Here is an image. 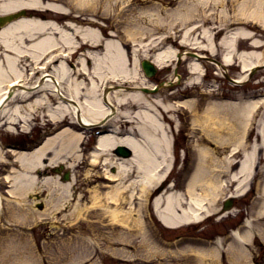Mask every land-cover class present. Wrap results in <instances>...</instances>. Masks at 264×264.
I'll return each instance as SVG.
<instances>
[{"label": "bare ground", "instance_id": "6f19581e", "mask_svg": "<svg viewBox=\"0 0 264 264\" xmlns=\"http://www.w3.org/2000/svg\"><path fill=\"white\" fill-rule=\"evenodd\" d=\"M73 1L79 7L92 10V13L99 12V5L105 6L110 3V0ZM192 2V0H185V3L181 2L174 7L173 14L180 21L176 22L172 18L164 24L171 25V28H178L165 35L163 33V35H153V32H150L158 30L157 26L147 29L139 22L133 24L134 28L130 23L127 24L123 31L126 32L129 44L132 42L133 45L125 46L122 41L114 39L113 31H107L103 24L98 23V20L91 16L85 17L86 21L89 22L86 25L72 24L69 19L61 23L63 17L68 18L73 15L70 8L62 3L52 0H0V14L16 11L23 7L37 8L40 11L46 9L43 11L46 13L43 16L40 14L21 16L0 26V97L3 93L2 98H0V126L3 122L7 123L8 127L13 130L17 127V122H21L23 126H28V115L34 111V108L39 110V107H46L48 119L52 122L59 120L66 122V118L69 117L64 127L55 133H52L55 129L51 130L50 134H52H48L33 150L15 152L19 165L26 170L27 168L30 170L35 168L45 173L47 166L42 168V164L39 162L44 152L53 151V164L56 158L61 157V154L69 153L78 145V142L82 141L83 131L75 129V121L80 126L97 124L103 120L104 116L109 115L105 114L111 109L110 102L113 101V98L122 107L128 100L137 105V108L132 112L126 107L119 111L126 116L123 124L126 125L129 121L134 122V124L127 127V131L122 135H116L112 130L105 134L100 133L97 135L94 149L89 154L96 164L105 153L111 154L112 146L117 143L127 145L132 151L128 157L118 156V160L109 159L110 156L104 157V161L109 159L107 160L109 163L115 164V172L108 171L106 168L104 174L106 178L115 180V183L108 186L105 195L108 196L110 202L117 201V205L110 207L104 204L102 206L112 220L120 223L121 230L133 227V230L139 232L138 234L142 233L140 240L143 243L141 245L136 243V253L144 250L145 253L149 254L157 243L151 236L148 221L143 219L145 215L143 207L140 208V214L131 217L129 215L131 209L121 205V199L126 198L127 195L124 193L127 190L130 191L128 196H134V199L137 197L141 206L147 200L150 191L156 192L151 200L155 215L165 226L176 228L188 222L201 220L206 215L214 214L218 196L227 193L231 186L235 188L234 191H241L239 194H242L246 185L252 183L254 176L259 171L260 158L264 154V92L258 94L255 90V93L258 94L256 96L254 93H248L245 96L225 97L221 94L219 87L207 85L200 91L201 96L198 98L190 97L181 100L176 98L175 101L170 102L158 96L149 99L139 91L121 92V88H116V83H113L135 80L140 84H148L145 76L141 75L143 73L139 68L140 57L149 58L157 67H162L161 65L171 60L170 57L173 59L176 52L178 53L177 47L170 45L176 40L175 37L179 38L177 41L179 45L187 47L190 45L191 48L195 49L191 51L193 57L187 59L186 63L188 73L186 81L190 85L201 84V76L205 69V64L201 58L204 57L205 51L207 55L219 54V63L215 71L219 75L226 73L228 65L234 68L239 67L241 72L233 81L246 79L242 73L251 66L255 64L264 65V51H259L264 45V41L256 37L255 32L248 30L255 28L260 30L259 25H262L264 33L263 6L253 7L250 10L240 8L241 15H230L223 22L217 23L215 20L214 22L217 24L212 22V26L205 27L209 21V16L201 14L202 20H197V13L194 10L197 9L195 3H198V0ZM144 11L150 18L151 13H148V10ZM160 17L162 16H159V19ZM155 18L152 20H156ZM131 27L132 30H130ZM230 27H233L232 31L220 36L219 41L216 40L221 32L227 33ZM194 33H197V37L191 41L190 38ZM138 34H141V37ZM144 34L149 35L147 36L149 40L147 43H142ZM199 37L201 39H198ZM202 41L204 43H201ZM146 44L148 45L145 46ZM79 48L83 49V52L77 56V68L70 69L63 53L73 51L74 54ZM241 48L244 49L241 50ZM138 50L143 52L139 54ZM179 52L185 54L183 53L185 51L180 50ZM70 56L72 55L70 54ZM131 58L132 60H130ZM46 60H50L52 63L49 71L42 70ZM87 60L91 62V67L86 65ZM38 67H41L42 70L40 75L46 76L43 78L42 86H35L32 81H27L28 86L16 84L12 90L14 96L10 95V99L2 101L8 82L24 76L27 70L32 76L38 73ZM85 73L89 75V78L84 76ZM137 74L141 77L136 78L135 75ZM260 80H264V77ZM105 84H107L106 90L104 92L101 90L99 93ZM43 87L44 93L41 91ZM30 88L33 90H28ZM35 88L34 100L16 105L20 100L15 102V94L22 96V92L27 90L32 92ZM176 93L172 92L168 96L173 95L175 98ZM54 96H57L62 103L58 101L59 104L54 107L44 103L48 101L50 104L51 100L56 101ZM61 97H66V100ZM175 103L194 110L196 115L194 121L199 122L200 129L203 131L199 140L208 143L211 141L210 139L215 137L213 134L223 136L224 132L225 135L222 138L227 140L226 142L234 141L228 155V159L231 160L229 165H233L232 169H224L228 161L222 159L223 165L218 171H214V167L218 163V159L213 155L214 150L208 148L205 143L199 145L197 142L198 156L200 155V157L195 162L194 169L189 175L183 191L175 190L172 182L166 184L162 190L155 187L173 165L171 135L168 126L171 125V110L174 105L176 106ZM200 106L204 108L201 113L196 109ZM165 113H168V122H166ZM76 115L79 116L77 120L74 119ZM251 132L254 133L252 137H250ZM201 142L200 144H202ZM77 155L75 154L72 159L75 160ZM235 157H238V160ZM1 158L4 159V152L2 151H0ZM61 160L63 159L60 158ZM131 163L135 164L137 174L132 177L128 173L130 179L125 182L122 180V175ZM224 170L227 178H223L224 173L222 171ZM6 178L15 184L13 191L18 194L35 185L34 176L25 173L24 170L15 174L7 173ZM52 182L55 183L54 186L61 185L62 188L69 191L70 181L62 183L56 176L42 177L43 185L49 187ZM256 185H259V188L256 189L257 195L250 202L245 223L233 231L235 237L230 238L225 247L227 252H235L236 258L240 260H245L248 257V247L252 246L251 236L256 229L264 239V221L259 222L261 218L264 219V178L256 181ZM231 194L235 195L233 192ZM92 197V205L96 208L101 201L97 189ZM16 200L18 201V199ZM50 203L58 205L60 198H50ZM0 206H2L1 193ZM79 210V208L75 209L72 215H79ZM225 213L226 211L223 215ZM76 216L74 217L77 218ZM20 217L23 218L24 215ZM126 236L130 237L131 235L121 232L116 239L120 237L122 240H128ZM22 239V234H19L17 230L5 232L4 236L0 235V249L6 245L11 249L13 246H15L14 249L16 247L23 248ZM242 240L249 241V243ZM70 242L63 241V244H70ZM190 247L200 248L197 245H190ZM200 250L217 251L220 248L209 245L200 248ZM122 251L127 252L125 249ZM65 260L67 259L60 255L57 258V263L65 264ZM20 261L22 262L21 259ZM29 262L31 263V261Z\"/></svg>", "mask_w": 264, "mask_h": 264}, {"label": "rangeland", "instance_id": "374dc122", "mask_svg": "<svg viewBox=\"0 0 264 264\" xmlns=\"http://www.w3.org/2000/svg\"><path fill=\"white\" fill-rule=\"evenodd\" d=\"M52 1L64 4L78 16L82 15L84 17L91 16L92 18H96L98 23L103 24L107 31L114 32V39L122 41L125 46L133 45L131 44L132 42L129 44L126 32L124 33L123 31L127 24L129 25L130 23L134 28L133 24L139 22L147 29L148 27L152 28V26H157L158 30L150 32H153V35H160L162 33L165 35L178 28H171V25H166L164 23H168L169 19L172 18H174L176 22H179L180 19L175 18L173 9L181 2L185 3V0H110V3L107 4L109 6L101 4L98 7L99 12L92 13V10L79 7L73 0ZM192 1V3L195 2V0ZM200 1L202 0H198V3H195L197 9L194 11L197 15H200H196L197 20H202L201 14H207L209 16V21L206 23L205 27L212 26V22L215 20L217 23H220L225 21L230 15H241L240 8L250 10L251 8L260 5L264 8V0ZM244 3L246 4L244 5ZM144 10H148V13H151V16H149L150 18H148L146 15L147 12ZM159 16L162 17L159 19ZM154 17H156V20H152ZM76 22L80 23L79 21ZM82 23L85 25L89 24L87 21ZM217 23L214 22V24ZM259 26L260 30L257 28L248 30L255 32L257 34L256 37L264 41L263 26ZM132 27L130 30L133 29ZM232 30L233 29L229 31ZM227 33L221 32L216 40L219 41L220 36ZM138 36L141 37V34H138ZM144 36L142 43H147L149 41L147 36L149 35L144 34ZM194 37H197V33L192 34L190 40L194 41ZM175 38L176 40L174 43L170 45L177 47L178 50L186 49V54L183 55L185 60L183 57L179 61H177L176 57L174 59L170 57L171 60H169L168 63L161 65L162 67L157 68L155 74L149 79V83L159 82L161 80L170 81L175 77L174 70L176 71V74H179L180 79L178 81H175L176 79L174 80L175 83L173 86H169L171 87L170 90L167 87H162L159 93L155 94L159 95L161 98L163 97L164 99L169 100L170 102L175 101L176 98L185 99L183 97L187 95H189L188 98H198L201 96V89L207 85H214L215 87L220 85V92L227 94L229 97L240 95L245 96L254 91V89L256 90L257 88H254L255 83L259 82V80L264 77V65H260L250 76L247 74L248 71L243 72L242 74H244L247 79L240 82L233 83L229 79V77L235 78L240 74L241 71L239 70V67L234 68L228 65L226 74L217 76L215 72L217 63L215 61H219V54L207 55V52L203 50L206 53H203L204 57H202L201 60L204 62L206 69H204L205 74L202 75V83L190 85L186 81V63L187 59L193 57V55L191 56V54H189V51L195 49L191 48L190 45L188 47L180 46L177 42L179 38ZM198 39L201 38L199 37ZM201 43H204V41ZM147 45L148 44L145 46ZM165 45H168V43H165ZM136 46L138 47V45ZM243 49L244 48H241V50ZM261 50L264 51V45L259 51ZM142 52V50H138L139 54ZM130 60H132V58ZM135 77L137 78V75H135ZM128 83L131 84L135 82ZM172 92H177L174 95L175 98L173 95L168 96L172 94ZM175 104L176 106L174 105V108L171 110V123H173L171 129L175 135V154L173 155L172 160L173 168L165 174L166 179L160 181L158 184L160 186L158 188H164L168 182H172L176 190L180 189V191H183L185 189V183L194 169L195 162H197L200 157V155L198 156L199 151L197 142L199 145L205 143L208 148L214 150L213 155L218 159L214 171H218L221 169V165H223L221 161L222 159H226V162L228 161V164H226L224 169H232L233 165H229L231 160L228 159V155L231 152V144L234 141L226 142L227 140L222 138L225 135L224 132L223 136L213 134L215 137L210 139L211 141L208 143L199 140L201 139L203 131L200 129L199 122L197 123L194 121V118L196 117L193 112L194 110L192 108L182 107L177 103ZM225 107H223V109L227 111ZM196 109L201 113L204 108L200 106ZM40 111L41 109L36 110L35 114L33 111L28 115V124L31 123L30 125H32L35 123L37 126L42 123L45 125H48L49 123L51 124L48 115H45L46 109L43 108L41 114ZM42 114L44 115L42 116ZM167 114L168 113H165L166 119H168ZM31 115L35 116V118L31 117ZM120 116L121 115L119 114L118 117L120 118ZM52 123L56 124L54 122ZM75 126L76 130L80 129L77 124ZM7 127L8 125L2 127L0 139L8 140L14 138L12 132H7L5 130ZM185 133L190 135L189 138L184 139ZM253 134L254 133L252 132L250 137H252ZM83 135V141L78 142V145L75 146L72 151L61 154V157L56 158L55 162L58 161L65 165V167H59L61 170L60 176L50 174L51 171L49 170L48 172L50 173L47 171L43 173L35 168L33 170L27 168L26 170L19 164L13 163L15 158L13 154H4L5 160L1 161L2 158L0 159V193L2 198V206H0V235H5V232H14L18 230L22 233V244H24L22 245L23 248L16 247L15 249L13 248L15 247L13 245L12 249L8 247V245L3 246V248L0 249V264H58L57 258L60 255L64 257V259H67L65 260V264H130V259L134 257L141 258V262L138 264H264V239L263 236H261V233H258V229H256L251 236L252 246H247L249 255L245 260L236 258L235 252H227L225 249L226 246L223 247L217 245L220 248V250L217 251L200 250L202 247L205 248L209 245H215L208 243V241L219 237L221 233L224 235L230 229L238 225L244 216H247L249 202L252 200L254 194L253 190H248L246 194H239L241 191H234L235 188L232 186L228 188L229 190L227 193L218 196L217 206L215 207V213L213 215H206L207 217H203L200 221L188 222L176 228L163 226L153 214L150 203V199L153 197V195H151L153 191H150L147 200H145L141 206L139 199L137 197L134 199V196L129 197L128 195L130 194V191L125 189L127 191L124 195H127L128 197L126 196V198L124 197L121 199V205L124 208L131 209V212L129 213L131 217H134L135 214H140V208L143 207V213H145L143 219L148 221L151 236L154 239V242L157 243V245L151 249L152 252L149 254H147V252L145 253L144 250L136 253L137 250H132L130 245H135L136 243L141 245V243H143L140 240L142 233L138 234L139 232L133 230V227L121 230L119 226L120 223L112 220L102 206L104 204L110 207L117 205V201H112V203L108 199V196L105 195L108 186L115 182L110 183L111 181H108L104 174L106 168L108 171L115 172V165H112L114 163L111 164L107 160L112 158L118 160L119 158H116L115 155L105 153L95 164V161H93L92 157L89 155V148L93 145L90 132L86 131ZM200 142L202 144H200ZM75 154L78 155L77 158H74L75 160H73L72 158ZM105 156H110V158L104 161ZM52 157V150L42 154L39 160L42 164V168L43 166H46V164L48 167L59 166L52 164ZM238 157H235V159L238 160ZM60 158L63 159V161H60ZM262 164H264V161L260 162V165ZM65 169L70 170V179L64 180L62 178ZM20 170H24L25 173L34 176L35 185L18 194L13 191L15 184L12 183L11 180L7 181L5 179L7 173L15 174ZM127 171L122 175V180L125 182L130 179L128 178V173L132 177L137 174L135 164L131 163ZM222 172L224 173L225 170ZM223 175V178H227L225 173ZM55 176L62 183L70 181L71 184L68 185L69 191L62 188L61 185L54 186V182H52L49 187L42 184V177ZM249 185L250 184L246 185L244 189L245 191ZM96 189L100 194L99 199H101V201L98 203L100 205L95 208L92 205V195L95 193ZM231 192L235 194L231 196L233 210L227 212L226 215H221L219 213L222 209V203ZM36 194H39L42 197L41 200L45 204V206L43 205L44 208L42 210L37 207L38 199L35 197ZM55 197L60 198V203L58 205L50 203V198ZM16 199H18V201ZM20 205H22V207H19ZM78 208L80 209V214L77 216L72 215L75 209ZM22 215H24L23 218L20 217ZM144 220L143 222L146 223ZM263 221L264 219L261 218L259 222ZM127 224L129 225V223ZM121 232L130 234L131 236H126L128 240H122L120 237L119 239H116L117 235ZM182 233L190 235L191 238L179 245V247L171 248L163 245L162 239H173L176 234ZM199 234L201 235L202 240L195 242V239ZM148 236L150 235L148 234ZM63 241L71 242L70 244H63ZM242 241L249 243V241ZM190 245H197L200 248L197 247L198 250L197 248L190 247ZM123 249L127 250V252L122 251ZM69 257L70 259L68 260ZM29 261H31V263Z\"/></svg>", "mask_w": 264, "mask_h": 264}, {"label": "water", "instance_id": "95a60500", "mask_svg": "<svg viewBox=\"0 0 264 264\" xmlns=\"http://www.w3.org/2000/svg\"><path fill=\"white\" fill-rule=\"evenodd\" d=\"M22 12L23 11H21L20 13H22ZM14 16H18V14H15ZM12 17H13L12 14L6 15L4 17H0V22L1 21H4L5 19H11ZM142 65H143V67L145 68V70H146V72L148 74H151V73H153L155 71L154 66L149 61H147V60H143L142 61ZM116 152L118 154H121V155L126 156V155H129L130 154V149H128L125 146L118 145L117 148H116ZM228 204H229V202H226L225 205L227 206Z\"/></svg>", "mask_w": 264, "mask_h": 264}]
</instances>
